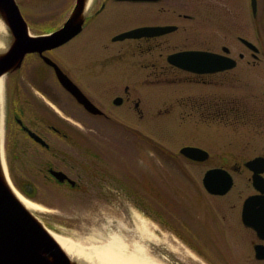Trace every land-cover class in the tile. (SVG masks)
<instances>
[{"label":"flooded vegetation","instance_id":"flooded-vegetation-1","mask_svg":"<svg viewBox=\"0 0 264 264\" xmlns=\"http://www.w3.org/2000/svg\"><path fill=\"white\" fill-rule=\"evenodd\" d=\"M10 1L0 0V55L6 53L15 40L11 28H24L31 37L54 33L69 21L71 28H81L63 43L26 52L19 65L1 76L4 161L11 182L28 198L52 208L90 214L100 205L109 211V216L115 217L116 212L110 207L120 204L123 193L126 203L136 207L134 194L139 186L133 161L136 153L132 140L135 139L131 137L136 132L132 128L138 121L150 124L153 119L151 91H146V114L142 98L137 96V68L138 64L150 68L145 78L150 81L147 86L152 85L153 76L156 80L166 76L161 64L181 71L167 63L171 52L163 53L169 45V34L178 27L171 33L123 40L114 38L139 26L169 25L165 23V20L168 22L169 0H13L14 4ZM138 4L145 5L152 18L156 4L162 22L130 23L133 26L126 22L127 29L110 35L112 28L121 26L118 25L121 9L129 8L133 21ZM83 36L86 37L81 43L78 40ZM247 49L254 64L260 61L259 48L256 56ZM156 51L157 56L153 57ZM228 53L230 55V49ZM139 54L144 56V61H138ZM243 57L240 52L238 58ZM57 70L103 113L87 111L59 82ZM115 98H120L117 104ZM234 102L240 107L234 106ZM197 103V109L201 108L203 104ZM221 105L226 107L225 113L217 112H222ZM210 107L217 115L230 114V122L234 121V113H240L241 118L252 120L254 117V110L232 98L225 103L215 101ZM123 112L129 119L120 118ZM216 114L203 116L211 120ZM77 128L84 129L81 132L84 136L75 133ZM97 129L99 138L92 134H97ZM145 142L146 146L150 145ZM257 157L264 158V154L227 169L233 184L226 193L211 195L204 190L212 198L230 197V200L194 201V223L188 227L194 231L198 245L190 247L207 264H234L232 259H226L231 250L225 241L232 238H240L253 264H264V183L259 184L260 187L253 183L254 170L264 181V160L253 164L254 169L245 164ZM241 168L248 173V183L243 185V195L238 196L233 191L236 187L233 173L241 172ZM59 172L64 175L62 180L54 175ZM147 179L151 184L152 178ZM177 236L182 238L180 234Z\"/></svg>","mask_w":264,"mask_h":264},{"label":"rangeland","instance_id":"rangeland-1","mask_svg":"<svg viewBox=\"0 0 264 264\" xmlns=\"http://www.w3.org/2000/svg\"><path fill=\"white\" fill-rule=\"evenodd\" d=\"M249 2L169 0L168 22L165 20V23L174 24L178 29L169 34V45L163 53L183 49L221 52V47L227 46L230 56L237 61L235 69L196 77L190 73L167 69L164 63L161 64L166 72L164 79L156 80V76H153L152 85L147 86L146 83L150 81L145 78L150 68L138 64L137 96L142 98L146 114V91H151L153 119L150 124L145 120L141 123L138 121V125L132 128L137 135L131 134L135 139L132 143L136 153L133 161L136 163L139 186L137 195L148 205L145 212L151 213L155 219L161 217L166 223L152 221L145 216L146 213L133 208L126 203L123 193L120 204L110 207L113 213L116 212L115 217L109 216V211L106 212L100 205L97 211L90 214L43 206L45 211L33 214L47 230L85 246L91 242H102L112 232H120L125 241L131 243L137 240L129 232L132 229L129 215L131 210L145 221L152 234L153 239L149 243L143 241L149 256L163 264H207L190 247L198 245L194 231L188 227L194 223V201H227L231 198H212L206 194L201 186L205 170L222 165L230 170L248 158L264 154V0H257L255 16L252 15ZM136 7L137 15L133 21L129 8L121 9V22L118 24L121 26L112 28L110 35L133 26L130 23L142 25L162 22V16L156 12V4L153 18L148 16L145 5L138 4ZM126 22L128 26H124ZM85 37L78 41L82 43ZM238 37L249 40L259 48L257 55L260 61L254 64V59ZM240 52L244 54L242 59L238 58ZM153 53V57L157 56V51ZM142 57L139 54L138 61H144ZM231 98L254 110L253 119L241 118L240 113H234V121L230 122V114H216L226 112L224 105H221L222 112H215L210 107L215 101L225 103ZM197 102L203 104L199 109L196 107L199 104ZM234 106L240 107L235 102ZM204 114L216 115L210 120ZM120 118L129 119L124 112ZM81 132L84 129H75L77 135H82ZM92 134L99 138L98 129L97 134ZM145 141L150 145H143ZM182 146L202 148L209 153V158L202 163L188 162L178 155ZM247 174L243 170L233 173L236 185L233 191L238 196L244 193L243 185L248 183ZM149 176L152 178L151 184L147 179ZM9 182L13 186L10 179ZM142 202L140 199L138 204ZM225 243L231 250L230 258L226 259H232L230 261L234 264L254 263L242 248L240 238L226 239Z\"/></svg>","mask_w":264,"mask_h":264},{"label":"water","instance_id":"water-1","mask_svg":"<svg viewBox=\"0 0 264 264\" xmlns=\"http://www.w3.org/2000/svg\"><path fill=\"white\" fill-rule=\"evenodd\" d=\"M148 1V0H131ZM13 3V0L10 1ZM14 4V3H13ZM252 13L257 12V0H251ZM13 10V9H12ZM11 10V11H12ZM10 11V13H11ZM15 12L17 9L15 7ZM18 13V12H17ZM69 21L64 28L54 33L31 37L24 28H11L15 40L10 49L0 55V78L7 70L20 64L24 54L38 47H52L63 43L75 35L81 28H71ZM176 26H144L137 29L125 31L117 35L115 40L124 38L151 36L173 31ZM254 52L257 48L245 39H241ZM228 52L227 48H223ZM167 61L182 70L197 74H210L232 68L235 61L224 54L209 51L187 50L168 55ZM59 82L67 89L75 99L89 112L101 114L102 111L92 104L87 97L73 84L62 72L56 71ZM118 100V99H116ZM115 100V103H117ZM179 153L184 157L202 162L209 158L207 151L193 146H183ZM262 157L255 158L246 163L254 169L253 164ZM254 170L253 183L260 187L264 183L262 178ZM62 180V173H54ZM206 191L211 194H224L232 185L230 174L223 168L208 169L202 179ZM0 264H76L59 247L55 240L49 235L47 229L37 220L33 213L13 195L6 185L0 171Z\"/></svg>","mask_w":264,"mask_h":264},{"label":"bare ground","instance_id":"bare-ground-1","mask_svg":"<svg viewBox=\"0 0 264 264\" xmlns=\"http://www.w3.org/2000/svg\"><path fill=\"white\" fill-rule=\"evenodd\" d=\"M5 168L2 152V78H0V171L6 185L25 209L31 213L45 211L43 204L28 198L9 183V175L7 176ZM129 215L132 223L129 232L137 238L131 243L126 242L120 232H112L102 242H91L86 246L74 243L51 230L47 232L76 264H163L147 254L143 241L149 243L153 238L145 221L131 210Z\"/></svg>","mask_w":264,"mask_h":264},{"label":"trees","instance_id":"trees-1","mask_svg":"<svg viewBox=\"0 0 264 264\" xmlns=\"http://www.w3.org/2000/svg\"><path fill=\"white\" fill-rule=\"evenodd\" d=\"M158 207V206H157ZM158 209H160V206L158 207Z\"/></svg>","mask_w":264,"mask_h":264}]
</instances>
